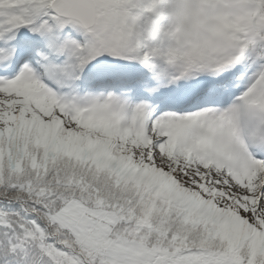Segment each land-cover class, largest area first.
<instances>
[{
	"label": "snow or ice",
	"instance_id": "snow-or-ice-1",
	"mask_svg": "<svg viewBox=\"0 0 264 264\" xmlns=\"http://www.w3.org/2000/svg\"><path fill=\"white\" fill-rule=\"evenodd\" d=\"M0 264H264V0H0Z\"/></svg>",
	"mask_w": 264,
	"mask_h": 264
}]
</instances>
